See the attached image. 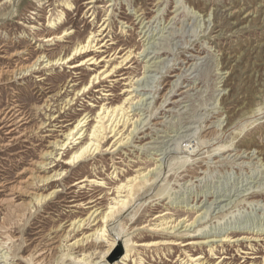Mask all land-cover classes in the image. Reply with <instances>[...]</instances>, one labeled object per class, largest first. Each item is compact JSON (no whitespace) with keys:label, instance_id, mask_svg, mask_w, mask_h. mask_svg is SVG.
I'll use <instances>...</instances> for the list:
<instances>
[{"label":"rangeland","instance_id":"374dc122","mask_svg":"<svg viewBox=\"0 0 264 264\" xmlns=\"http://www.w3.org/2000/svg\"><path fill=\"white\" fill-rule=\"evenodd\" d=\"M68 1L72 3L70 8L64 4ZM87 2L89 0H0V56H4L0 57V68H11L24 61L23 57H28L25 61L29 63L43 50L52 59L66 55L89 32L95 31L97 34L104 18L110 25L103 34L107 35L104 41L114 39V44L96 46L93 51H87L70 61L76 62L92 54L104 59L96 65L86 63L76 70L66 64L48 68L40 65L38 70L23 77H1L0 109H5L16 100L30 116V128L40 119L47 118L43 115L44 111L60 115L65 124L73 123L88 113L87 125L83 127L87 130L82 138L77 139L80 141L87 138L88 134H85L94 120L91 118L101 104L115 105L126 95L133 97L132 105L127 110L130 121L125 128L115 135L114 131L108 133L107 129L106 137L100 141V151H95L97 153L94 152L86 161L71 165L66 169L63 180L58 179L48 186V190L59 188L56 197L36 206L35 211L27 215L17 228L14 226L16 239L11 245L14 257L10 262L26 264L22 257L40 242L41 235L60 222L66 226L68 219L86 213L85 206L70 205L68 200L71 196L86 194L99 197V206L104 209L118 194L116 184L139 171L147 174L150 182L134 195L127 211L124 209L118 218L106 223V235L114 240L116 238L114 250L102 253L108 247L106 240L88 241L86 248L89 247L91 252L92 264L111 263L113 260L107 259L116 253L118 247H122L129 236L135 240H177L183 244L190 239L227 234L232 239H240L215 242V254L209 251L206 243L161 245L158 252L154 248L139 249L146 264H190L189 261L184 262L186 258L182 260L183 250L211 261H219L221 256L226 255L223 262L262 264L264 0ZM60 9H63V15L58 14ZM57 14L61 16V22H56L54 28H48L47 19H55ZM143 16V23L139 24ZM30 25L35 28H30ZM63 28L72 30L66 38L46 43L36 36L59 32ZM97 38L101 39V36ZM26 48L29 55L10 56L14 51ZM128 48L132 53L125 62H121V56ZM102 65L116 67L110 77H100L99 82L94 81L83 93L80 91L76 95L73 90L88 83L91 75ZM178 74H181L179 78L176 76ZM73 83L77 85L72 86ZM172 83L177 84L169 96L167 94L169 99L162 102V95L168 93ZM103 92H110V95H103ZM223 95L227 97L224 100L227 114L222 113ZM70 97L72 104L63 108L64 100ZM46 98H50V107L44 108L36 117L33 104L42 103ZM90 103L94 105H88ZM256 106L261 107L262 113L249 119L242 118L243 121L240 119L230 123L226 117L234 113L244 116ZM59 120L57 117L55 121L46 119V123L51 122L49 126L43 128V132L33 134L30 141L17 142L8 150L0 148V178H7L12 183L24 176L18 172L30 166L39 149L52 139L43 135L52 127L51 124L60 125ZM133 125H138V130L132 139L129 135L123 139V143L115 141L119 135L122 134V139L128 134ZM53 128L56 130L54 135H58L60 127ZM2 138L0 133V141ZM220 145H228L229 150L215 152ZM67 150L71 151V147ZM57 163L55 168H61V162H54ZM84 175L105 183L83 182L65 189ZM69 190L72 192L68 193ZM134 212L136 214L130 220ZM162 220L168 223L155 226ZM188 228V234L193 233L191 230L199 229L202 232L200 238L183 235ZM80 253L79 248L72 249L73 256ZM54 256V260L52 258L47 264H82L74 263L69 257L61 260L57 254ZM118 257L114 260L118 261Z\"/></svg>","mask_w":264,"mask_h":264},{"label":"bare ground","instance_id":"6f19581e","mask_svg":"<svg viewBox=\"0 0 264 264\" xmlns=\"http://www.w3.org/2000/svg\"><path fill=\"white\" fill-rule=\"evenodd\" d=\"M11 1L12 0H5V2H11ZM91 2H93V0H89V2L87 3H91ZM64 4L67 8H70L72 6V3H70L69 1L64 2ZM58 14L63 15L64 14L63 9H60ZM58 14L55 16V19L54 18L47 19L45 17L47 19L46 26L48 28H54L53 25L56 22H61L62 18ZM92 15H93V12L90 14V16ZM229 15H232V13H230ZM153 17L154 15L151 16L150 18H153ZM143 18L144 16L140 18L138 22L139 24L143 23ZM104 19L105 20L102 21L98 26L99 30H97L98 31L97 34H95V31L89 32V34L82 41H77L66 55H62V56L52 59L48 57L45 51L43 50L40 53H38V55L35 57L33 61L27 63L25 60H27L28 57H23V56L30 54V52L28 51V48L14 51L13 53L10 54V56L11 57H15V56L23 57L22 60L24 61H20L19 63H17L11 68L7 66L0 68V78L4 76L15 78L16 76L20 77V75L23 77L24 75L28 73H32L35 70H38L40 65H43V68H48V67H51L52 65L66 64L68 65L69 68L76 70V68H79L82 65H85L86 63L88 65H96L100 63V61H103L104 59L97 58L95 57V55H92V54L86 55L85 57L79 59L76 62H70V61L73 60L75 57L86 53L87 51H93V48L96 46L98 48V47L105 46L107 43L111 45L114 44L113 38H110L104 41L107 35L105 34L103 36V34L106 31V29L110 27L109 23L106 22L107 19L106 18ZM57 26L58 25H56L55 29L57 28ZM29 27L35 28L34 25H30ZM71 32H72L71 29L63 28L59 32L51 31L47 35L36 34V36L39 38V40L45 41L47 43V41L66 38V35H69ZM97 36H101V39H98ZM41 46H43V44ZM114 53H115V50H114ZM131 53H132L131 49L128 48L126 52H124V54L121 56L123 57L121 62L122 61L125 62V60H127V58L131 55ZM0 57H4V56L1 55ZM109 67L110 65L108 66L102 65V67L99 68L97 72L91 75V78H89L88 83L82 84L81 86H78L77 88L73 90L75 94L77 95L80 91H82L83 93V91H85L88 88V86L93 85L94 81L95 83L99 82L100 77H102L101 79L110 77L112 75L113 69L116 66L114 65L110 68ZM176 76L179 78L181 74H178ZM70 81L72 80L70 79ZM177 83H174V84L172 83V86H170L168 93L166 92V94L162 95L163 97L162 102H165L166 100L169 99L167 97L169 96V93H171V91L173 90V88L176 86ZM74 85H77V84L73 83L72 86ZM103 93H104L103 95H110V92H103ZM225 98L227 97H224L223 95L221 99L222 100L221 107L223 110L222 113L227 114V111L225 110V106H224ZM132 100H133V97L126 95V97L122 98V100H120V102H118L115 105H105V103L101 104L97 112H95V114L93 115V118H91L94 120L89 127L88 133L85 134V135L88 134L87 138L81 139L80 141H77V139L82 138L83 134L87 130L86 128L83 129V127L87 125L85 124V122L88 121L87 120L89 118L88 113H85L73 123L65 124L64 123L65 120L60 118L61 117L60 115L55 116L54 114H47L46 111H44L43 115H45L47 118L40 119L38 122H36L34 126L30 128L28 127L30 116L28 115L27 112H25L20 107V105L17 103L16 100L10 103L5 109H0V133L3 136V138L0 141L1 142L0 148H5L7 150H8V147L13 146L17 142L30 141L32 139L33 134L37 135L38 132H43L41 130L45 128L46 126H49V124L51 123V122L46 123V119H49V121H55L56 117L61 119L59 120V123H61L60 125L58 123L51 124L50 126L52 127L46 130L47 132L44 133L43 135V137H49L52 139L47 142V145L45 147L39 149V152L35 159H32V160L30 159L31 160L30 166L24 167L21 169L20 172H18V174H23L24 176L22 177L20 176L21 178H19L18 180L12 183L9 182L7 178H4V177L0 178V264H15L13 262L12 263L10 262L11 261L10 259L14 257L11 252V245H13L12 242L16 239L13 232L21 224V222H23V220L25 219V217H27V215H31L35 211L36 206H39L42 203H45L48 200L56 197V195L58 194V191H60L59 188H55V187L48 190V186H50L53 182L57 181L58 179L63 180L64 176L67 173L66 169L70 168L71 165H74L75 163L79 161H86L88 157L94 155L93 153L95 151L97 152L100 151V147H101L100 141L106 137L105 131L107 129H108V133L114 131V135H115L121 132V130L125 128V126L130 121L129 116L127 114L128 112L127 110L129 107H131ZM72 101L73 99L71 97L64 100L63 108L66 105L72 104ZM49 102H50V98H46L45 100H43L42 103L33 104L32 109L34 111V114L37 115L36 117H38L39 112L42 113L41 111L44 108L50 107ZM92 104L90 103L88 105H92ZM60 108H62V106ZM260 112H261V107L256 106L250 109L248 113L245 114L244 116H238L237 113H234L231 117L228 115L226 117L231 123V121H237V120L239 121L242 118L249 119L248 117H253L256 114L258 115L260 114ZM151 116L152 115H150V118ZM243 119L241 121H243ZM138 120L140 121V119ZM247 121H250V120H247ZM136 126L138 125H133L132 130L128 134H126L122 139L120 138L122 134L119 135V137L115 141L119 143L120 142L123 143L122 142L123 139H125L126 137H129V135L131 136L130 138L132 139V137H134V133H136V131L138 130V127ZM53 127H60L58 135L57 134L54 135V131L56 130ZM140 127H143V126H140ZM59 137H61V139H59ZM127 140L128 138L124 142L126 143ZM69 146L71 147V151L67 150ZM141 148H143L142 145H141ZM139 150H140V147H139ZM228 150H229L228 145H220L214 151L215 152L216 151L225 152ZM29 151L31 150H28V152ZM17 152L21 153V150H18ZM55 161L61 162V165H62L61 168L59 169L55 168L59 164V163L54 164ZM115 170L116 169H114L112 173H114ZM140 174H142V172L138 171V174L127 177L125 181H119L120 183H117L115 186L116 193L118 194L112 197L111 201L108 203V205L104 209H101L99 206V203H100L98 201L99 197H94L92 195L86 196V194H75L71 196V198L68 200V202H70V205L76 206L78 204V206H85V208H87L86 213L83 216L68 219L66 221L68 223L66 226H64L60 222L59 224L50 228L46 234L41 235L42 237L40 239V242L36 243L25 257H22L23 260L26 261V264H47L48 262L52 260V258L54 260L55 254H57V256H59L61 260L69 257L74 260V263L92 264L93 258H91V252L88 250L89 247L86 248L88 241L91 242V241L106 240L108 242V247L104 251H102V253H106L107 251L114 250L116 247L115 246L116 238L115 240L112 238H108V236L106 235V231H107L106 223L116 217L118 218V216L121 215V213H123L122 211L124 209L126 210L128 205L131 206L129 203L134 198V195L141 188L147 185L146 183H148V181L150 182L149 180L150 178H148L147 174H144V175L142 174V176H139ZM138 177L140 178V180L136 181ZM83 182L94 183L97 185H101L105 183L103 180H99L94 177L84 175L80 177L78 180L71 183L69 187L65 189L68 190L71 187H74ZM71 192H72L71 190L68 191V193H71ZM121 192L123 193V195H121L122 194ZM158 194H160V191H158ZM162 195H163V192H162ZM136 212H134V214L131 215L130 220L135 216ZM166 223H168L166 220H162L159 223L157 222L155 226L164 225ZM14 226L16 228H14ZM84 229H87V230L84 231ZM199 229L201 230L202 228L199 227ZM199 229L191 230V232L193 233L188 234L190 232L188 228L187 231L184 230L186 233L183 235H186L189 237H199L200 238V234L202 232H200ZM132 237L129 236V238L125 239L123 243L121 242L123 244L122 247L120 246L122 253L119 255L118 261L113 260L111 263H108V264H146V262H144V258L141 256L142 251L139 248H143V249L154 248L155 252H158L157 249L160 250L159 247L161 245L182 244L178 242L177 240H135ZM239 239H232V236H229L227 234L223 236L221 235L220 237H209L207 239H190L186 241L185 243H183L182 246L206 243L209 247V251H211L212 254H215L213 252V244L215 242L237 241ZM76 248H79V251L81 253L78 256L77 255L73 256L72 249H76ZM161 250H164V249H161ZM187 252L188 251L183 250L184 258H182V260L186 258L184 262L189 261L190 264H233L231 261L223 262V260L227 258L226 255L221 256L219 258V261H211L208 258H205L204 256L201 257V255L187 254ZM243 253L250 254L248 252H243ZM262 258H263L262 264H264V255ZM243 262L244 261L242 262L239 261L236 264H242ZM98 263L99 262H97V264ZM243 264H255V262H244Z\"/></svg>","mask_w":264,"mask_h":264},{"label":"water","instance_id":"95a60500","mask_svg":"<svg viewBox=\"0 0 264 264\" xmlns=\"http://www.w3.org/2000/svg\"><path fill=\"white\" fill-rule=\"evenodd\" d=\"M121 253H122V250H121L120 247H118V250L116 251V253L113 254V256H111V257L109 258V260L112 261V260L116 259Z\"/></svg>","mask_w":264,"mask_h":264}]
</instances>
